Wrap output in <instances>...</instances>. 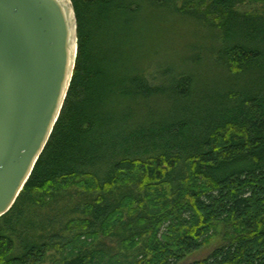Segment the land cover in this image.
Returning <instances> with one entry per match:
<instances>
[{
	"label": "trees",
	"instance_id": "obj_1",
	"mask_svg": "<svg viewBox=\"0 0 264 264\" xmlns=\"http://www.w3.org/2000/svg\"><path fill=\"white\" fill-rule=\"evenodd\" d=\"M71 2L73 78L30 179L0 217V264H40L52 250L63 264H184L220 228L226 243L189 264H264V0ZM248 5L262 10H240ZM168 10L208 26L212 45L152 83L156 50L141 22ZM117 230L121 254L87 251Z\"/></svg>",
	"mask_w": 264,
	"mask_h": 264
},
{
	"label": "water",
	"instance_id": "obj_2",
	"mask_svg": "<svg viewBox=\"0 0 264 264\" xmlns=\"http://www.w3.org/2000/svg\"><path fill=\"white\" fill-rule=\"evenodd\" d=\"M77 53L70 0H0V217L51 138Z\"/></svg>",
	"mask_w": 264,
	"mask_h": 264
},
{
	"label": "rangeland",
	"instance_id": "obj_3",
	"mask_svg": "<svg viewBox=\"0 0 264 264\" xmlns=\"http://www.w3.org/2000/svg\"><path fill=\"white\" fill-rule=\"evenodd\" d=\"M71 1V0H70ZM181 5L182 0H178ZM72 3V2H71ZM241 11L247 13H254L255 11H261L262 6H242ZM141 25H147L151 29V35L153 37L154 48L156 50L155 57H153L152 70L150 71L151 82L155 80H165L178 75L181 73L180 69H185L193 61H196L197 54L201 53L203 56H207L208 53L203 51V46L212 45L209 44L212 38V32L209 31L208 26H199L196 22L188 20L182 16L177 15L176 12L172 11H155L146 13L141 22ZM198 47L201 49L197 50L194 48ZM191 58H195L192 60ZM191 59V60H189ZM189 61V62H188ZM81 200V199H80ZM82 201V200H81ZM72 208L77 207L78 198L77 196L73 197L69 201ZM62 208V205H60ZM40 209L39 207H33V210ZM48 209H42L45 214ZM81 217L76 213L72 218L78 219ZM34 219V215H28L27 223H30ZM60 228L58 224H55L53 231L51 233L59 234ZM82 233L81 231H74L73 234L69 235V239H73L78 234ZM62 235V234H61ZM120 232L116 231L114 235L99 236V239L96 242L91 243L87 251L99 249L104 252L106 255L113 256L121 254V245L118 237ZM66 237V235H62ZM16 245L18 242L16 237H13ZM226 230L220 228L218 235L212 240V242L201 249L200 251L192 253L184 260V264L193 263L195 261L203 260L209 256L215 249L222 246L226 243ZM18 253V250L15 254ZM64 253L58 250H52L45 260L40 264H63L62 257Z\"/></svg>",
	"mask_w": 264,
	"mask_h": 264
}]
</instances>
